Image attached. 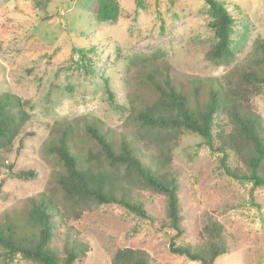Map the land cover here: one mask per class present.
Returning a JSON list of instances; mask_svg holds the SVG:
<instances>
[{
	"label": "rangeland",
	"instance_id": "obj_1",
	"mask_svg": "<svg viewBox=\"0 0 264 264\" xmlns=\"http://www.w3.org/2000/svg\"><path fill=\"white\" fill-rule=\"evenodd\" d=\"M98 1L48 0L40 7L38 0H0V96L7 92L26 100L30 114L11 150L0 151V157L11 171L34 173L27 179L10 176L0 163V218L7 212H23L26 199L48 192L62 171L45 149L55 122L65 120L79 129L80 117L90 115L113 136L142 132L128 117L139 95L152 96L136 83L140 59L166 64L169 78L188 87L194 78H221L243 60L255 38L264 36V0H220L232 17L233 57L216 65L205 57L214 37L204 0H117L113 21L96 18ZM91 47L86 56L91 68L85 71L77 66L76 49ZM252 102L264 127V86ZM139 141L146 145L141 152L144 161L161 149L150 136ZM87 147L82 143L84 151ZM169 153L178 179L183 228L175 242H200L199 231L211 215L224 225L228 246L213 264H264V186L253 187L223 173L219 153L196 133L184 131ZM228 162L239 165L233 153ZM133 193L147 216L120 203H101L78 218L60 221L52 244L63 254L65 233L84 241L86 253L73 264H111L114 252L122 247L144 249L149 264H200L169 250L175 230L163 224L165 196L140 184ZM0 264L38 263L19 254L5 263L0 250Z\"/></svg>",
	"mask_w": 264,
	"mask_h": 264
},
{
	"label": "trees",
	"instance_id": "obj_2",
	"mask_svg": "<svg viewBox=\"0 0 264 264\" xmlns=\"http://www.w3.org/2000/svg\"><path fill=\"white\" fill-rule=\"evenodd\" d=\"M47 1L38 0V6H45ZM204 1L212 15L214 37L205 57L216 65L226 63L233 57L232 17L220 0ZM118 8L117 0H99L96 18L113 21ZM92 50V47L76 49L77 66L85 71L91 68L86 56ZM140 61L136 83L140 88L149 89L152 96L139 95L138 105L130 106L128 117L142 132L130 137L124 132L113 136L100 120L90 115L80 117L83 123L79 129L65 120L55 122L45 149L62 171L54 176L48 192L26 199L23 212L11 211L1 216L0 250L5 263L19 254L38 264H73L85 255L87 245L65 233L63 254H60L52 244L57 224L71 216L78 218L92 206L112 202L147 216L133 193L137 184L165 196L167 219L163 224L175 230L169 241L171 252L200 264H213L218 256L227 253L224 225L211 215L199 231L200 242H175L183 228L178 179L170 168L169 152L177 146L184 131L196 133L211 151L219 153L223 173L235 180L249 181L253 187L264 186V127L252 102L264 86V36L255 38L243 60L221 78L208 77L205 81L194 78L188 87L169 78L166 64L149 58ZM104 84L110 102H114L108 82ZM29 118L26 100L7 92L0 96V151L11 150ZM143 135L150 136L161 147L146 161L141 156L146 145L139 141ZM84 142L88 146L85 151ZM230 153L239 165L229 164ZM0 163L10 176L24 179L34 176L30 170L11 171V165L2 157ZM1 186L2 179L0 190ZM148 261L149 255L144 249L122 247L114 252L111 264H149Z\"/></svg>",
	"mask_w": 264,
	"mask_h": 264
}]
</instances>
